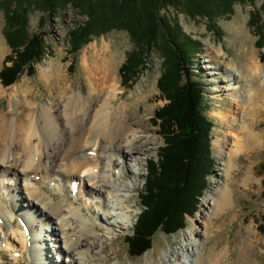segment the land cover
Instances as JSON below:
<instances>
[{"label": "bare ground", "instance_id": "1", "mask_svg": "<svg viewBox=\"0 0 264 264\" xmlns=\"http://www.w3.org/2000/svg\"><path fill=\"white\" fill-rule=\"evenodd\" d=\"M112 58V54L106 58L94 52L89 57L90 62L86 57L83 58L82 66L88 86L86 94H68L64 70L59 63H49L42 70V79L51 92L53 90L57 93L58 99L51 98L48 105H43L39 111L36 103L31 101L34 100L32 97L26 103L27 98L21 96L19 89L8 93L0 82V98L12 97L13 107L0 115V220H3L0 231L8 236L7 225L12 228L14 222L19 220L29 224L32 235L28 239L24 233L18 234L19 229L14 230L6 239L7 248L12 247L14 253L20 250L24 252L27 240L31 243L35 238L39 244L46 241L38 240L33 230L35 223H39L35 227L42 230L44 220L55 225L52 231L56 242L62 244L61 252L65 258H70L67 264H112L115 259L118 261L116 264H123L118 255L119 249L112 248L114 253L109 255L106 241L97 233L104 231L106 235H110L127 230L137 217L139 202L134 195L137 176L141 174L143 156L150 151L151 138L147 135L148 129L137 125L127 114V101H119L117 66ZM245 60L242 62V78V73L230 70L223 73L226 79L222 89H218L219 83H223L218 78H215L214 84L221 100L224 99V93L229 97L228 103L217 113V117L237 140L233 151L235 157L244 149L248 154L258 153L264 147V128L262 131L258 130L264 124V69L255 62L253 55H245ZM60 68L61 75L58 72ZM209 68L212 77L219 74L216 73L219 69L218 61ZM22 93L30 97L27 86L22 89ZM66 95L69 98L60 102L59 99ZM139 101L134 99L131 102L135 105ZM22 105L26 112L18 111ZM11 115H15V119ZM219 143L220 141H215L216 145ZM230 156L232 157L231 154ZM45 162L47 166L44 165ZM226 169L228 172L223 177L228 178L232 168L226 164ZM243 171L241 179L246 186L253 182L254 175L250 166ZM9 174L19 177L20 183L8 182L11 192L5 194L1 178H8ZM37 176L48 180L47 190L43 185L44 181L33 180ZM129 178L132 179L131 182H128ZM55 181L57 186L53 189L51 185L54 186ZM74 182L80 188L77 194L72 191ZM235 183L239 184V181ZM235 183L228 180L215 193L213 186L209 187L210 193L206 196L209 205L208 223L205 225L207 231L215 229L213 220L234 205L236 189L241 186ZM13 193L15 197H12ZM85 196H96L99 199L94 206H102V212L95 210L94 213L102 224L81 216L84 210L80 208L78 201H82ZM8 204L12 206L10 216L6 211ZM236 217L237 215L234 216ZM199 234L200 231L194 224L189 225L185 236L180 240V248L171 257L161 260L155 258L146 264H225L224 252L212 251L207 256L202 254L203 242ZM206 235L208 233L204 232V237ZM250 241L247 240V243L252 244ZM35 247L39 258L29 257L30 264H59V259H56L57 249L50 246Z\"/></svg>", "mask_w": 264, "mask_h": 264}, {"label": "rangeland", "instance_id": "2", "mask_svg": "<svg viewBox=\"0 0 264 264\" xmlns=\"http://www.w3.org/2000/svg\"><path fill=\"white\" fill-rule=\"evenodd\" d=\"M261 6L262 0H256L253 3L236 4L231 16L219 17L214 22L209 21L207 18H191L182 11L174 8H168L161 13L173 24L178 26L186 37L198 44L197 55L191 62V68L194 74V80L200 82L205 90L204 114L214 124L212 131V151L215 165L209 177L207 190L201 199L199 211L193 218L188 217L187 227L194 224L200 231L199 237L203 242L201 248L203 255L207 256L212 251L216 253L224 252V256L226 257L225 264H264V232L261 230V227L264 226V147L258 153L247 154L244 149L238 156H233L237 140L231 135V130L228 129L225 123L217 117V113L223 110L224 105L228 103L229 97L224 93V99L221 100L220 96L217 95L219 90L216 91L214 86L216 84L215 78H218L217 80L219 82H223L226 79L223 73H227L230 70L238 74L242 73V78L244 76L242 65L246 61L245 55H253L255 62L264 69V46L261 47L262 44L259 42L255 28L250 26L252 13L259 12ZM85 20L86 18L79 15L71 6L58 10L54 14L39 10L31 11L29 13L28 34L31 37L34 35L43 36L46 53L43 59L35 65L36 70L34 75L30 76L25 73L21 75L20 79L14 85L8 88H5L2 83L1 85L8 93H11L13 89H19L21 96H26V103L32 97L34 100L31 101L36 103L37 111H39L43 105H48L51 98L58 99L57 93L53 90L52 92L54 93H52L51 89L49 87L47 88L46 83H43L42 70L46 69L49 63H59L64 70L68 82V94H73V92L86 94L88 86L85 77L86 74L82 66L83 58L86 57L90 62L89 57L92 52L106 58L111 54L113 55L112 62L117 66L116 76L120 89L119 101L126 100L128 104L127 114L131 120L136 122L140 127H146L148 129L147 135L151 138V145L149 146L150 151L143 156L141 174L137 176V189L134 195L139 205L137 206L138 214L132 224L133 226L131 225V227L124 231L113 232L110 235H106L104 231H100L97 234L102 240L106 241L109 255L114 253V249L112 248L119 249L118 255L121 258L120 262L123 264H146L155 258L161 260L171 257V254L180 248L179 243L185 236L187 227L175 235H167L164 232L158 233L154 237L153 248L140 258L130 255L128 244L125 241V238L133 233L134 225L142 211L140 195L145 189L144 185L148 162L149 160H157L159 149L164 146V141L159 134L160 129L153 124L155 112L167 104V100L162 96V92L159 89V80L165 71L164 59L157 48L152 49L144 71L131 87H125L122 84L123 79L120 74V69L130 53L135 49L132 37L125 31H112L106 36L93 39L77 54H73L71 52L69 33L77 24ZM5 26V14L0 9V71L4 66L5 58L12 54V48L5 34ZM92 46H95V48L93 49ZM107 50H110V52L108 53ZM217 61L219 63V69L216 70V73L219 74L212 77V72L208 67L213 63H217ZM61 68L58 71L60 75ZM219 84L220 88L218 87V89H222L221 87L224 82ZM25 86L28 87L30 97L22 93V89ZM68 96L66 95L65 98H60V102L67 100L69 98ZM134 99L140 100L137 102L138 104H132L131 101H134ZM11 100L12 97L0 98V115L13 108ZM24 105H22V108H18L19 112L27 111L24 109ZM15 117V115H11V118L15 119ZM263 128L264 124H261L258 130L262 131ZM215 141H220V143L216 145ZM226 164L232 168L228 178L223 177L224 173L226 174L228 172ZM44 165L47 166V162ZM249 166L254 175V180L245 186L242 184L241 174ZM219 169H222V171H219ZM1 179L4 181L2 191L5 194L11 192L10 188H8L9 185H7L8 182L20 183L19 177L15 176V174H9L8 178ZM34 179L36 181H44L45 183L43 185L46 190L48 189V180L41 179V176H37ZM55 179H58V177H55ZM30 180L34 183L32 179ZM228 180L231 183L239 181V184H235L241 185L236 189L234 205L227 212L213 220L214 222L212 223L215 224V229L207 231L205 225L208 223L207 211L209 210V205L206 196H209V187L213 186V193L218 192L222 186L228 183ZM131 181L132 179L129 178L128 182ZM66 184L69 187V183L67 182ZM56 186L57 181H55L54 186L51 185V188L56 189ZM57 194L59 193L57 192ZM14 195L15 193L12 194V197H15ZM84 195L86 194L84 193ZM96 201H99L96 196H85L82 201H78L80 202L78 205L84 210L81 213L83 218L92 217L91 219L93 221L102 224L103 222L95 215L94 211L102 212L103 208L100 205L94 206ZM7 207L8 209L6 211L10 216L12 206L8 204ZM235 215H237L236 218H234ZM27 218L32 220L29 216ZM1 222L3 220H0ZM20 222L19 224L18 222H14L12 228L7 225V229L9 230L8 236H11V233L16 229H19L18 234L22 232V224ZM43 223L45 224L42 230L38 226L35 227V224L38 225L39 223L33 224V230L37 234L36 238L38 240L42 242L43 239H46V241L43 244H39L36 243L34 238L29 247V240H27V246L24 252L20 250L15 252L16 254L12 247L10 249L7 248L6 239L8 236L0 231V240H2L3 245L0 246V264H30L28 261L30 259L29 257L39 258L36 251L37 247L35 246H38V248L50 246L54 250L57 249L58 258L56 259H59V264L69 263L70 258H65V255L61 252L62 244L56 242V236L52 231L55 225L47 221L44 222V220ZM249 230L254 233H249ZM204 232L208 233L205 237ZM26 237L31 238V235ZM111 239H113L112 244H110ZM247 240H251L250 242L252 244H248L249 242L247 243ZM117 262L115 259L112 264H116ZM167 264L171 263L167 262Z\"/></svg>", "mask_w": 264, "mask_h": 264}, {"label": "trees", "instance_id": "3", "mask_svg": "<svg viewBox=\"0 0 264 264\" xmlns=\"http://www.w3.org/2000/svg\"><path fill=\"white\" fill-rule=\"evenodd\" d=\"M255 1L0 0L6 18L5 34L12 48L0 71L5 88L25 73L34 75L35 65L46 53L43 36L28 34L29 13L34 10L54 14L71 6L86 18L69 33L73 54L112 31L128 32L135 49L120 69L125 87H131L144 71L152 49L161 53L165 71L159 89L167 104L155 112L153 124L159 127L164 146L159 149L157 160L148 162L145 189L140 195L142 213L133 234L126 239L131 256L140 258L149 252L158 233L175 235L187 227L188 217L193 218L199 211L215 165L214 124L204 114L205 90L194 80L191 68L198 44L161 13L174 8L191 18L214 22L231 16L236 4ZM250 26L255 28L263 47L264 0L260 11L252 13ZM261 230L264 232V226Z\"/></svg>", "mask_w": 264, "mask_h": 264}]
</instances>
